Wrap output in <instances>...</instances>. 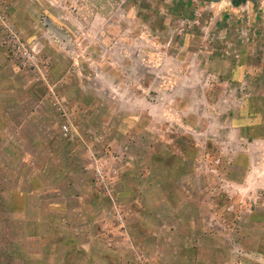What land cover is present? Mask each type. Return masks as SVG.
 Returning a JSON list of instances; mask_svg holds the SVG:
<instances>
[{
    "label": "rangeland",
    "instance_id": "1",
    "mask_svg": "<svg viewBox=\"0 0 264 264\" xmlns=\"http://www.w3.org/2000/svg\"><path fill=\"white\" fill-rule=\"evenodd\" d=\"M242 111L264 0H0V264H264Z\"/></svg>",
    "mask_w": 264,
    "mask_h": 264
},
{
    "label": "crops",
    "instance_id": "2",
    "mask_svg": "<svg viewBox=\"0 0 264 264\" xmlns=\"http://www.w3.org/2000/svg\"><path fill=\"white\" fill-rule=\"evenodd\" d=\"M263 116H260L256 114V118H247L245 113L242 111L240 114V117H238V121H243L248 119V124H239L235 125L233 124V129L236 130L239 137L243 140H246L249 142L250 133L252 132L253 128H256L259 132L262 134L260 136H257L256 140L262 141L264 143V120L262 118ZM250 149L244 148L243 152H241L239 155L242 158L239 162H234L233 165L237 167L240 171V179L239 180H232L231 184L233 185L234 189L237 191H245L249 190L252 187L249 186L250 178L252 177V169L257 171L258 173H261V171L264 170V161L260 167H254L252 164V157L251 153H249ZM232 165V166H233ZM263 168V169H262ZM251 191H261L264 192V179L261 183L254 186ZM28 208V194L24 192H14L10 196V210L12 213L15 214H21L26 212Z\"/></svg>",
    "mask_w": 264,
    "mask_h": 264
},
{
    "label": "flooded vegetation",
    "instance_id": "3",
    "mask_svg": "<svg viewBox=\"0 0 264 264\" xmlns=\"http://www.w3.org/2000/svg\"><path fill=\"white\" fill-rule=\"evenodd\" d=\"M239 1H241V0H232L233 3H236V2H239Z\"/></svg>",
    "mask_w": 264,
    "mask_h": 264
},
{
    "label": "water",
    "instance_id": "4",
    "mask_svg": "<svg viewBox=\"0 0 264 264\" xmlns=\"http://www.w3.org/2000/svg\"><path fill=\"white\" fill-rule=\"evenodd\" d=\"M214 1H218V0H214Z\"/></svg>",
    "mask_w": 264,
    "mask_h": 264
}]
</instances>
